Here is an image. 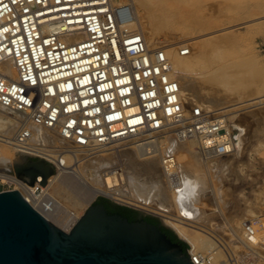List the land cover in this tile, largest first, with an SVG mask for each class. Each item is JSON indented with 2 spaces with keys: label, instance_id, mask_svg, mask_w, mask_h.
<instances>
[{
  "label": "built area",
  "instance_id": "2783aa9c",
  "mask_svg": "<svg viewBox=\"0 0 264 264\" xmlns=\"http://www.w3.org/2000/svg\"><path fill=\"white\" fill-rule=\"evenodd\" d=\"M135 17L131 4L115 8L112 0H0V104L19 113L6 141L24 147L44 125L85 150L171 135L197 140L210 155L231 153L228 107L188 104L162 47L123 29ZM4 182L9 188L0 192L17 187ZM245 227L257 236L255 221Z\"/></svg>",
  "mask_w": 264,
  "mask_h": 264
},
{
  "label": "rangeland",
  "instance_id": "374dc122",
  "mask_svg": "<svg viewBox=\"0 0 264 264\" xmlns=\"http://www.w3.org/2000/svg\"><path fill=\"white\" fill-rule=\"evenodd\" d=\"M115 1L122 4L127 3L129 0ZM144 5L145 3L136 2L135 6L133 5V11L135 16L139 15L141 30L147 36L151 46H171L180 49L181 46L189 44L192 50L190 55L192 56L188 58L193 61L192 63L198 62L197 65L194 63L198 67L192 70L190 75L197 79L210 80L214 78L213 81L217 84L219 97H222L221 99L227 98V101L224 99V101H218L220 103L214 102V104L211 101L207 103L203 100L200 101L199 98L203 97L198 96V101L195 103L199 102V104H202L200 102H203L204 105H210L211 107H213L212 105L216 107L233 103L238 106L236 113H239V116L235 119V123L232 124L233 135L236 144L238 143L236 146L238 151L234 154L235 159L232 156V158L229 156L217 158L216 156H207L199 152L200 160L206 173V177L201 184V192H204L201 199V207L204 214L202 217L205 216V218L197 226L201 227L198 228L199 231L207 235L214 243L212 248L205 249V251L202 248L199 251L206 255L207 260L210 259L209 257L213 252L218 251L220 261L224 260L226 264H264V99L262 103H252L251 101V98H264V0H189V2L187 0L186 5L175 7L166 6L162 3H154L150 6L149 4ZM236 64L239 66L245 64L244 74L241 72L237 75L238 77L230 76L231 79H226V81L224 79L221 81L217 78L218 76H224L222 74L229 72V70L232 71L237 66ZM11 119L17 123L14 117L8 118L7 115L0 114V142L6 141L7 137L12 136L18 129L17 123L15 124L16 128L13 127L12 131L9 134L7 133L8 128L6 129V126L10 125ZM14 128L16 129L15 132H13ZM243 136L242 146L241 139ZM129 142L126 143H129V145L134 144L131 141ZM42 143L40 141L39 147L42 146L40 151H38V147L36 149L32 148L30 151L28 150L29 153H23L24 158L22 160H17L14 169L16 175H18L16 166L25 167L28 158L32 160L44 159L50 164H52V161L55 162L50 158H46L45 154L42 153V149L43 151H51L53 155L57 156L62 152L61 155L69 153L72 156H70V160L68 159V163H65V166L63 165V168H60L56 162L57 167L52 164L55 172L50 176L52 177L66 168V171H71V177L77 185L76 188L79 191L81 189L83 192L85 188L86 191H89L90 188L99 186V181L104 179L103 175L108 170H117L120 166L119 169H121H118V171H122L124 168V170L129 169L132 171V168H129L121 158L118 160L119 157H116L113 152L110 153L115 149L105 150L103 151L104 153L101 152L104 155H102L103 157L93 156L94 154H89L86 157L87 155L83 154L85 156L83 157L84 159H82L83 155H81L80 159V156L76 157L71 152H68L65 146L68 144L60 142L53 144L56 147H53L52 144V147H49L50 144L48 145L45 142L43 146ZM62 144L63 147L61 146ZM119 147L122 148V145L120 144ZM193 147L196 152H198V149L200 151L199 144L195 143ZM35 153L41 157L27 156L30 154L35 155ZM108 153L112 155L110 156ZM226 157L227 159H225ZM89 158L92 160L90 161ZM100 158H103V160L108 158L110 161L107 160L108 164L106 166L102 163L98 167L96 162ZM86 159L88 163L85 161ZM232 160L235 162H232ZM227 161L234 163L235 172L232 171L228 177L223 175L224 178L222 180L224 181H219V168ZM92 163L96 164L95 167ZM0 178L2 179L1 175ZM1 179L0 189L9 188V185L4 181L18 183V181L14 180L9 181L3 178L4 181H2ZM19 181H22L21 184L23 182L27 184L25 188L35 187V184H31L27 177H24L23 180L19 179ZM166 184L163 182V185L166 186ZM39 191H41L39 194L42 197L51 193L48 190H43L44 193H42L41 188L38 190L36 186L35 197H37L36 195ZM51 195L48 196L51 199L49 206L55 204L52 207L55 209L56 206L57 211L68 214L73 213L71 208L64 205L63 199ZM98 195L107 197L120 205L142 210L135 204L123 202L104 193H98L91 203ZM41 196H39L37 203L43 201L46 204L49 200L44 201ZM226 196L232 201L230 207L225 203ZM87 208L80 210L81 216ZM146 212L165 220L161 214L154 210ZM250 220L255 221L257 224L255 240H251L246 236L245 224ZM167 223L169 224V222ZM170 226L172 227V225ZM172 228L176 231L174 227ZM176 233L181 236L177 231ZM188 243L191 247L186 250L191 251L193 245H191L190 241Z\"/></svg>",
  "mask_w": 264,
  "mask_h": 264
},
{
  "label": "bare ground",
  "instance_id": "6f19581e",
  "mask_svg": "<svg viewBox=\"0 0 264 264\" xmlns=\"http://www.w3.org/2000/svg\"><path fill=\"white\" fill-rule=\"evenodd\" d=\"M136 2H139L140 4L145 3L144 6H146V4H149L150 6L151 4L154 3L156 4L162 3L166 6L169 5L171 7L187 4V0H131V1L129 0L127 3L131 4L132 6L133 5L135 6ZM112 3L115 8L120 5L119 3H116L115 0H112ZM167 19L171 20L170 18ZM140 22L141 20L139 18V15L137 14L134 21L122 24V27L123 29H129L131 31H137L142 33L149 47H153L151 46L150 41L147 39L145 33L141 30ZM185 47H189V53L184 55L182 53V49ZM162 50H164V53L168 58V61L170 62V66H171L170 74L172 76H176L177 79L179 80L182 97L188 104H194L196 101H198L197 100L198 96L203 97V98H199V100L200 101L203 100L206 103L210 101L213 103L214 102L220 103L221 101H224V99L227 101V98L221 99L222 97H219L217 84L215 83V81H213L214 78H211L210 80L197 79V78H193L190 75V72L194 69H197L198 67V66L196 67L194 63L197 65L198 62L192 63L193 61L189 60L188 57L192 56L190 55L192 54L191 53L192 50L189 44H187L186 46H181L180 49H176L171 46H163ZM236 65L237 66L233 68L232 71L231 70H229V72L225 71L228 74L221 71L224 73V74L221 73L224 76L221 77L218 76L217 78H219L221 81L223 79L226 81V79L228 80L229 78L231 79V77L233 76L239 75L241 72H243L245 64H243V66L241 65L239 66L238 64ZM244 73L245 72H243L242 74ZM263 99L264 98H260V97L251 98V101L252 103L253 102L262 103ZM200 103L203 104V102ZM212 106L214 107V105ZM218 106L220 107L221 105ZM221 107L223 108L228 107L231 115V120L232 122L234 121L232 124H234L235 119H237L238 118L237 116H239L238 115L239 113L238 114L236 113L238 106H236V104L233 103L228 105L223 104V106ZM14 113H18V112H15L10 108L0 104V114L7 115L8 118L14 117L16 119ZM9 124L10 125L6 126V129L8 128L7 129L8 134L10 133V131H12L13 127H15L16 126L15 124L17 123H15V121L12 120L11 122H9ZM15 128L13 132H15L16 130ZM169 138L171 139L169 140ZM243 140H244V136L241 139L242 146H243ZM40 141L41 143L43 142L42 143L43 146L45 142L48 143V145L50 144L49 147L51 146V144L53 145L55 143L56 144L60 142L65 144L69 143L68 145H65L67 147L68 152H71L76 157L80 156V159H81V155L83 154L87 155L86 157H88L89 154L91 155L94 154L93 156H102L104 153L103 151L115 149L110 153L113 152L116 157H119L118 160H120L121 158V160H123V162H125L129 166V168H132V171H130L129 169L124 170L125 169L124 165H123L124 169L122 171H118L120 166L118 167L117 170L115 169H111L108 171L105 170L106 172L103 175L104 179H102V181H99L100 182L98 183L99 186L90 188V190L87 188L89 191H86L85 188L83 189L85 190L84 192L81 191L80 188H79L80 191L76 188L77 185L75 184V182L71 177L72 175L71 171H66L65 170L66 168L60 173L53 175L52 177L50 176L51 178L48 176L45 183H44V176L40 174L39 176L36 177L37 181L35 180L34 183L30 182L31 184H35V187L25 188V186L23 185L22 187L20 185L22 181H19V179L23 180L24 177L20 176L19 174L18 175L15 174V170H14L15 164L17 163V160L20 159L22 160L24 158L23 157L24 152H28V150L30 151V149L32 148L36 149L38 146H40ZM126 142L121 143L122 148L119 147L120 144L117 143V144L108 145L105 148L103 147L94 150H85L84 148L75 145L72 142H68V140L60 133L58 128H51L44 125L34 126L31 136L26 141L27 145H25L24 147H18L16 145L11 144L9 141L0 142V175L2 176V179L5 178V180H9V181L10 180L18 181L17 183L19 184L18 187H15L14 189L21 192L25 196V198L28 199L31 202V204H33V206L36 207L41 213H43L49 220H51L52 222H54L55 224H57L59 227L63 228L66 231L70 230L80 219L81 217L80 210L87 208L98 193H104L112 197L118 198V200L120 199L123 202L125 201L135 204L137 207L142 209V211L154 210L158 214H161L165 218V220L169 222V224L172 225V227H174L176 231L183 238L187 239L192 243L191 245H193L192 246L193 249H191V253L194 258H197L198 264H226L224 260L220 261L219 253H217L218 251L213 252L209 257L210 259L208 260L206 259V255L203 252L199 251V249L203 248V250L205 251V249L212 248L214 246L213 241L203 232L199 231L198 228L201 227L197 226V224H200V221L205 218V216L202 217L204 214L201 207V203H202L201 199L203 198L204 192L203 193L201 192V184H202V180H204L206 177V173L204 172L205 169L202 165L203 163L200 160L199 152L207 156H210L211 153L206 152L200 147H199L200 151L198 149L197 150L198 152H196L195 148L193 147V144L195 143L198 144V141L195 139L192 138H189L187 140L177 139L176 137H172L171 135H163L162 140L156 138L154 141L151 140L147 143L131 141V143L134 144L129 145L130 142L129 143ZM54 146L55 145H53V147ZM61 146L63 147V144ZM40 150L41 149H39L38 151ZM237 151L238 148L236 147L231 153H228L226 155H215L213 153L212 154L217 158L222 156H229V157L232 156L233 159H235L234 154ZM42 153L45 154L46 158H50L54 160L60 168H63V165L65 163L66 164L68 163L71 156L69 153L65 155H61L63 152L59 156H57V155H53L51 151L50 152L47 150L43 151V149H42ZM110 153L108 154L110 155ZM168 156L170 157V160H165V157ZM83 157L85 156L83 155L82 159H84ZM100 159H98L99 161L96 162L97 166L102 165V163H104L106 166V164H108V161H110L108 160V158H105L104 160L103 158ZM225 159H227V157ZM89 160L91 161L92 159L89 158ZM85 161L88 163L87 159ZM233 161L234 160H232V162ZM232 162L230 163V161H227L221 165V167L219 168L220 169L219 177H218L219 181H224L222 179L224 178L225 175L228 177L231 175L232 171L235 172V167H234L235 165L233 166L234 163L232 164ZM95 165L93 164L94 167ZM171 173L177 174L175 180L174 179H172V181L170 180L171 178L169 175ZM185 177L193 178L199 184V189H198V195L194 199L189 198L186 201L185 205L181 207L176 202L175 194L181 184L182 179ZM163 182L167 183L166 186L163 185ZM36 186L38 187V190L41 188L42 193H44L43 190L44 191L48 190L52 193L53 196L55 195L56 197L63 199V201L66 203V204L64 203V205L68 206V208H71L73 210V213L68 214L57 211L56 206L55 209L53 208L55 204L54 205L51 204L53 207L49 206L50 203L49 201H47L46 204L43 203V201L41 202V204L37 203V197H35L34 194ZM51 193L50 194L48 193L49 196L51 195ZM225 203L229 207L231 206L230 203H232V201L228 198V196H226ZM248 238L251 240L256 239L255 236L250 237L249 235Z\"/></svg>",
  "mask_w": 264,
  "mask_h": 264
},
{
  "label": "water",
  "instance_id": "95a60500",
  "mask_svg": "<svg viewBox=\"0 0 264 264\" xmlns=\"http://www.w3.org/2000/svg\"><path fill=\"white\" fill-rule=\"evenodd\" d=\"M16 171L31 183L42 174L45 183L55 168L44 159L28 158L27 165H17ZM103 198L120 205L98 195L77 223L66 231L18 190L1 191L0 264H194L189 251L162 226L173 230L187 248L191 247L188 241L163 218L134 209L139 217L130 220L99 203ZM147 216L157 218L160 224L147 220Z\"/></svg>",
  "mask_w": 264,
  "mask_h": 264
},
{
  "label": "trees",
  "instance_id": "16d2710c",
  "mask_svg": "<svg viewBox=\"0 0 264 264\" xmlns=\"http://www.w3.org/2000/svg\"><path fill=\"white\" fill-rule=\"evenodd\" d=\"M101 202H104L106 208L111 211V212H114V211H120L122 212L123 214L127 215L129 217L130 220L133 219L134 215H136L137 211L132 209V208H128V207H125V206H120V205H117V204H114L112 203L111 201L107 200V199H101L99 200ZM147 220L153 222V223H156V224H160L159 220L155 217H151V216H147L146 217ZM162 229L174 240V241H179L182 243V246L183 248L186 250L187 249V244L182 241L175 233L173 230H171L170 228H166L164 226H162Z\"/></svg>",
  "mask_w": 264,
  "mask_h": 264
},
{
  "label": "clouds",
  "instance_id": "9594fccd",
  "mask_svg": "<svg viewBox=\"0 0 264 264\" xmlns=\"http://www.w3.org/2000/svg\"><path fill=\"white\" fill-rule=\"evenodd\" d=\"M198 189L199 184L193 178H183L175 194L177 204L183 207L189 198L194 199L198 195Z\"/></svg>",
  "mask_w": 264,
  "mask_h": 264
},
{
  "label": "flooded vegetation",
  "instance_id": "af4514ba",
  "mask_svg": "<svg viewBox=\"0 0 264 264\" xmlns=\"http://www.w3.org/2000/svg\"><path fill=\"white\" fill-rule=\"evenodd\" d=\"M99 203L104 204V202H101V201H99ZM114 212H120V211H114ZM120 213L123 214L122 212H120ZM123 215L126 216L127 218H129L127 215H125V214H123ZM138 217H139V213L137 212L136 215H134L132 220L137 219Z\"/></svg>",
  "mask_w": 264,
  "mask_h": 264
}]
</instances>
